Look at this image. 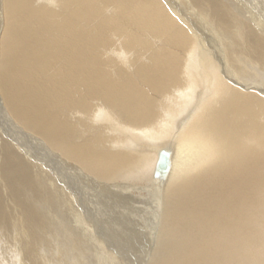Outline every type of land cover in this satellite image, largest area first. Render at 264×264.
Wrapping results in <instances>:
<instances>
[{"label": "bare ground", "instance_id": "1", "mask_svg": "<svg viewBox=\"0 0 264 264\" xmlns=\"http://www.w3.org/2000/svg\"><path fill=\"white\" fill-rule=\"evenodd\" d=\"M88 252L264 264V0H0V264Z\"/></svg>", "mask_w": 264, "mask_h": 264}, {"label": "rangeland", "instance_id": "2", "mask_svg": "<svg viewBox=\"0 0 264 264\" xmlns=\"http://www.w3.org/2000/svg\"><path fill=\"white\" fill-rule=\"evenodd\" d=\"M148 180L147 179H135V180H132L130 183L132 184V187L134 186V187H139V189L140 188H144V186H147L148 185V183H149V181L147 182ZM135 182V183H134ZM137 183V184H136ZM140 183V184H139ZM142 184V185H141ZM146 184V185H145ZM136 185H138V186H136ZM139 189H137V190H135V192L133 193V196H137V197H141L142 199H146V198H148V197H150L151 195H149L147 192H145L144 190L143 191H141V190H139ZM137 193V194H136ZM143 193H144V195H143ZM139 194H140V196H139ZM148 195V196H147ZM138 202H141V203H143L140 199H139V201ZM147 203V202H146ZM133 205V207L132 208H134L135 210H136V208H138V210L140 211L139 212V214H135V215H133L132 216V218H133V220H131L132 222H131V224L133 225V228H134V230H136V228L135 227H137L138 228V232H145V233H147V231H148V229H149V222H147L146 220H145V216H144V213H149V211H147V209L145 208V209H143L144 207H143V205H145V204H137V203H134V204H132ZM126 219H127V217H125ZM137 231V230H136ZM112 234H114L115 235V237L117 238V237H120V233L118 232V236H116V234H115V230L113 229L112 230ZM148 234V233H147ZM146 234V235H147ZM143 235V234H142ZM144 236V235H143ZM131 237V238H130ZM137 237H140L141 238V240L143 241V239L145 240V238H143V237H141L140 235H138L137 234V236H136V234L134 233V235L133 236H130L129 234L127 235V234H122V239H124V241H125V243H124V246H122L123 247V249H121L122 251H125V252H127V253H129L131 256H132V258L133 259H136L139 263L141 262V260H143V259H145V258H147L148 256H149V254H150V252H148L147 253V251H145L146 249H143V246H137L136 245V243H137V241H136V238ZM122 239H121V241H122ZM133 240V241H132ZM123 242V241H122ZM148 242H150V241H148ZM117 245L116 246H118V247H120L121 246V243H116ZM126 247V248H125ZM97 248V247H96ZM128 249V250H127ZM142 249V250H141ZM92 250V249H91ZM118 250H120V249H118ZM89 254H91L93 257L89 260V264H104V263H98V260L99 259H97V260H95V256L91 253V252H88ZM98 253V252H97ZM144 254V255H143ZM95 257V258H94ZM113 264L110 260H107V262L105 263V264Z\"/></svg>", "mask_w": 264, "mask_h": 264}]
</instances>
